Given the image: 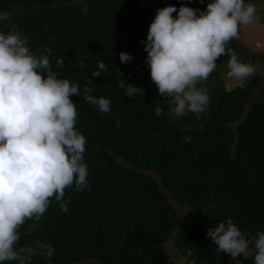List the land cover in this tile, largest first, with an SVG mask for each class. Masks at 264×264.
I'll return each mask as SVG.
<instances>
[{"label": "trees", "instance_id": "16d2710c", "mask_svg": "<svg viewBox=\"0 0 264 264\" xmlns=\"http://www.w3.org/2000/svg\"><path fill=\"white\" fill-rule=\"evenodd\" d=\"M83 1L0 0V16L6 14L0 32L22 31L34 55H48L58 78L79 86L80 95L70 98L77 104L76 129L87 140L90 188L65 189V200L71 197L67 212L51 198L38 222L21 226L18 246L36 239L54 247L50 258L38 249L30 264H166L165 244L173 241L187 264H237L216 250L207 231L227 218L251 236L264 231V86L252 100L260 76L228 91L209 79L211 103L200 119L191 113L173 117L166 103L156 116V104L170 98L151 81L141 41H147L158 9L205 10L212 0ZM228 46L238 54L239 36ZM120 52L133 61L121 63ZM60 58L64 67L57 68ZM228 60L222 56L217 64ZM100 61L107 67L92 77ZM123 79L143 87L144 95L126 96ZM85 85L90 95L111 101L110 113L84 99ZM189 135L193 139L186 142ZM172 200L187 211L179 230ZM238 259L254 264V258Z\"/></svg>", "mask_w": 264, "mask_h": 264}, {"label": "clouds", "instance_id": "9594fccd", "mask_svg": "<svg viewBox=\"0 0 264 264\" xmlns=\"http://www.w3.org/2000/svg\"><path fill=\"white\" fill-rule=\"evenodd\" d=\"M256 12V5L245 0H212L205 10L184 5L157 10L147 41H141L148 54L151 81L159 95L170 98L156 104V116L163 115L160 105L166 103L173 117L191 113L200 119L211 100L207 89L198 85L209 79L218 58L225 55L229 56L228 78L237 81L240 88L246 87L247 78L256 69L242 62L228 45L238 38L241 26L256 22ZM173 13H178L177 17ZM27 44L22 31L0 32V264H30L38 249L48 258L53 256L54 247L40 240L18 246L22 238L19 229L27 220L38 222L53 197L60 202L61 211L67 212L71 197L65 200L66 188L75 185L78 192L90 188L84 162L87 140L76 129L77 104L70 98L80 95V88L58 78L49 56L34 55ZM45 51L50 53L51 49L46 46ZM119 58L125 64L134 59L127 52H120ZM56 66L64 67V59H57ZM106 67L100 61L92 77L100 76ZM119 86L130 98L144 95L143 87L125 79ZM91 92L85 85L84 99L102 114L110 113L111 101ZM192 139L191 135L184 137L186 142ZM207 236L218 252L229 254L237 264H242L238 259L241 255L244 260L254 258V264H264V231L251 236L227 218L209 228ZM188 255H192L190 250Z\"/></svg>", "mask_w": 264, "mask_h": 264}, {"label": "rangeland", "instance_id": "374dc122", "mask_svg": "<svg viewBox=\"0 0 264 264\" xmlns=\"http://www.w3.org/2000/svg\"><path fill=\"white\" fill-rule=\"evenodd\" d=\"M77 2L84 4L83 0H77ZM246 3H253L256 5V22L250 26H241L239 32L240 50L237 55L242 62L252 64L256 69L254 75L260 76L259 85L252 94V100H255L259 96L260 88L264 86V0H248ZM0 17L4 18L6 17V14H2ZM227 64L228 61L224 64L218 65L217 69L215 70L218 72L214 71L210 75L209 79L212 81L213 87H221L222 85L224 89L228 91L238 86L239 83L234 79L228 78ZM254 75L248 77L247 79L253 77ZM207 81L204 82L203 85H198V87H205L208 91V94H211V92L209 91L210 88L206 87ZM171 202L174 208L178 211L179 217L177 229L179 230L181 225L186 220L187 211L185 207L180 206L173 200ZM165 248L169 252V260L166 264H187V262L175 252L173 247V241L167 242L165 244Z\"/></svg>", "mask_w": 264, "mask_h": 264}]
</instances>
